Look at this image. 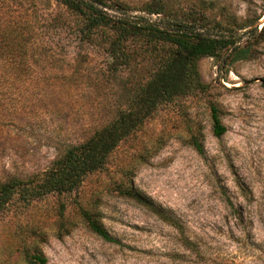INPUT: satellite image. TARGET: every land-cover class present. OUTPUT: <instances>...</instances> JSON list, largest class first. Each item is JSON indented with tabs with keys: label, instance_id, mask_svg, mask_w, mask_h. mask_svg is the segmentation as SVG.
I'll use <instances>...</instances> for the list:
<instances>
[{
	"label": "rangeland",
	"instance_id": "rangeland-1",
	"mask_svg": "<svg viewBox=\"0 0 264 264\" xmlns=\"http://www.w3.org/2000/svg\"><path fill=\"white\" fill-rule=\"evenodd\" d=\"M119 1L132 18L161 17L139 10L150 0ZM161 1L172 9L201 8L229 23L239 46L249 47L248 56L230 61L227 50L200 57L202 89L159 104L74 190L11 200L0 210V264H29L26 254L36 251L45 264H204L182 255L180 231L222 264H264V30L249 31L264 24V0ZM56 9L62 8L54 0H0V41L10 25L20 29L24 18L42 32V16ZM53 28L48 32L54 35ZM74 44L65 59L47 68V80L37 74L18 91H0V118H8L0 123V179L44 169L57 148L86 137L94 123L127 103L134 82L149 70L140 63L111 78L105 72L109 58L98 46L84 41L89 56L74 62ZM210 106L225 128L217 137ZM120 183L160 207L178 227L118 191ZM81 208L97 210L116 241L91 233Z\"/></svg>",
	"mask_w": 264,
	"mask_h": 264
},
{
	"label": "trees",
	"instance_id": "trees-1",
	"mask_svg": "<svg viewBox=\"0 0 264 264\" xmlns=\"http://www.w3.org/2000/svg\"><path fill=\"white\" fill-rule=\"evenodd\" d=\"M54 1L62 9L42 16L45 25L42 32L35 31L26 18L20 29L10 25L4 31L5 40L0 41V91L10 88L18 91L34 80L37 74L44 75L47 80V68L57 64L56 60L65 59L62 55L74 42L77 48L72 56L74 62L89 56L88 51L82 50L84 41L92 49L98 46L109 58L105 72L111 78L140 63L149 64V70L145 77L134 82L133 95L127 103L114 107L106 121L94 123L86 137L57 148V153L44 169L23 177L0 179V210L11 200L29 202L51 193L61 194L77 188L87 174L103 167L118 143L152 116L159 104L202 89L197 69L200 57L216 58L229 50L228 59L235 61L246 58L249 53L248 46H239L229 23L225 26L219 20H213L201 8L179 10L168 7L161 0L143 2L139 10L147 15L161 16L152 20L125 15L128 7L119 0ZM207 3L210 7V2ZM108 9L117 11V14L110 13ZM52 25L55 38H51L54 35L48 32ZM263 30L264 24L258 30L256 26L249 29L258 33ZM69 75L68 81L73 72ZM62 76L65 77L64 73ZM209 109L211 131L217 137L225 128L219 121L216 108L210 106ZM4 121L8 118H0V123ZM191 143L199 150L194 136H191ZM118 189L150 208L169 226L178 227L173 218L146 200L131 185L120 183ZM79 213L91 233L106 242L116 241L100 222L97 210L81 208ZM178 241L182 255L191 256L195 262L222 264L215 257L204 256L198 244L189 240L182 231ZM26 256L29 264H45V257L38 251Z\"/></svg>",
	"mask_w": 264,
	"mask_h": 264
}]
</instances>
